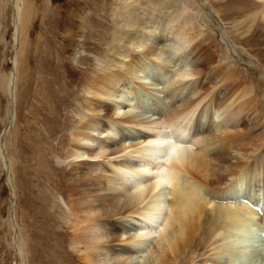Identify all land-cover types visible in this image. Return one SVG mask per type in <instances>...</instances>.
Here are the masks:
<instances>
[{"label":"bare ground","instance_id":"6f19581e","mask_svg":"<svg viewBox=\"0 0 264 264\" xmlns=\"http://www.w3.org/2000/svg\"><path fill=\"white\" fill-rule=\"evenodd\" d=\"M195 1L116 0L111 46L78 80L84 96L55 140L61 152L51 157L49 181L51 210L71 232L75 264H239L251 251L245 236L264 233V103L242 83L236 44L221 53L198 28ZM251 2L232 21L233 34L264 23V0ZM35 9L31 0H0L3 62L12 67L0 72L8 98L0 176L6 172L12 196L6 242L20 264L39 260L22 212L17 149ZM69 20L54 28L71 30ZM219 31L221 39L230 35ZM36 151L37 170L47 171ZM256 258L242 264H264Z\"/></svg>","mask_w":264,"mask_h":264},{"label":"rangeland","instance_id":"374dc122","mask_svg":"<svg viewBox=\"0 0 264 264\" xmlns=\"http://www.w3.org/2000/svg\"><path fill=\"white\" fill-rule=\"evenodd\" d=\"M31 1L36 4V9L33 19V35L30 36L26 49V64L30 75L28 73L24 74L19 97L21 102H23L21 108H25L28 105V109H22L20 112V133L17 137L18 154L21 156V167L19 168V175L21 177L18 180L22 182L21 185L19 184L22 212L25 214L24 221L27 224L29 238L31 239L32 245H35L39 257V260L35 264H75V255L69 245L71 232L61 222L60 213L57 210H51V204L53 203L52 197L53 195L55 196V192L49 184V181H54L53 170L50 167V164L52 165L51 157L61 152L55 140L59 142L61 136L66 133L64 130L61 132V129H63L62 127L70 119L68 115H70L72 106H74V101L84 96L78 80L83 79L82 76L85 75L84 73H86L87 68L92 66L93 63L95 64L97 58H103L106 52L105 49L111 46L109 41H111L110 37L114 31L112 10L116 0ZM168 1L170 3H173V1L178 2V0ZM199 1L200 3H198ZM251 1L207 0V2H202L201 0H196L194 4L201 13L197 19L198 28L200 27L199 29L213 37L212 42L219 52L227 53V48L230 49V46L232 47L231 43L236 44L242 57V61L239 59L240 70L246 71L241 77L242 83L253 87L260 101L264 103V79L261 77V72L264 70V23H258L250 34L242 35L243 33H237L236 35H242L240 39L233 34V30L231 29L233 26L232 21L242 19L244 12L250 8ZM67 5H70L71 9L65 7ZM168 11H163L161 17H166ZM63 17L64 20L71 19L69 20L71 22V30L66 27L64 29L62 28L61 31L54 28L56 21L58 22ZM149 24H147L150 28L148 29H153V24ZM243 26L245 28L246 25L242 24L241 27ZM219 30L229 32V37L224 36L221 39ZM5 38L9 41L10 34H7ZM62 51L64 56H60L59 54ZM81 57L87 58L89 65L79 64ZM3 58L4 47L1 41L0 72L4 70L6 73H10L12 67L10 63H4ZM64 62L65 66L63 69ZM49 73L54 75L51 77ZM54 76L58 77L55 78ZM52 79L54 81L51 82ZM60 81L63 82L60 83ZM65 82H68L70 85L67 86ZM27 91L29 92L27 93ZM61 98L64 100L62 101ZM6 103L8 104V98L0 89V140L7 128L6 121L1 123V115L7 107ZM253 134H260V132L255 131ZM36 149H39L44 154L47 171L37 170L38 168L35 166ZM23 168L25 170L27 169L26 171L29 174L27 181L23 177ZM5 176H7L6 172L0 176V264H20L15 250L11 249L6 242L7 233L4 227V221L8 216V207L11 206L12 196ZM58 183L60 185V182ZM61 187L63 186L61 185ZM249 235L247 237L245 236L244 241L252 237L249 240L251 243L247 240L251 251L249 255L247 253L245 257H242L243 260H241L242 258L240 259L239 264L248 263L254 256L258 258H256L257 260L264 262V233L261 235L250 233Z\"/></svg>","mask_w":264,"mask_h":264}]
</instances>
